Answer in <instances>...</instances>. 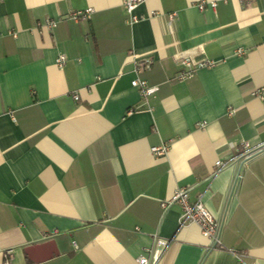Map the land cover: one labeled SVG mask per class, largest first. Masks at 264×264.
I'll return each mask as SVG.
<instances>
[{
    "label": "crops",
    "instance_id": "crops-1",
    "mask_svg": "<svg viewBox=\"0 0 264 264\" xmlns=\"http://www.w3.org/2000/svg\"><path fill=\"white\" fill-rule=\"evenodd\" d=\"M135 14L123 0H0V264H139L155 249V264H264V150L242 154L264 144V0ZM191 56L216 64L178 80ZM134 79L158 89L143 98ZM182 187L227 250L162 207Z\"/></svg>",
    "mask_w": 264,
    "mask_h": 264
},
{
    "label": "built area",
    "instance_id": "built-area-1",
    "mask_svg": "<svg viewBox=\"0 0 264 264\" xmlns=\"http://www.w3.org/2000/svg\"><path fill=\"white\" fill-rule=\"evenodd\" d=\"M145 1L147 0H123L124 11L128 15L130 22H136L137 20L140 19V17L137 14H135V9L139 4L144 3ZM210 5L212 8H215L217 4L216 2H211ZM198 7L202 10L205 9V3L204 2L198 3ZM92 12H93L92 8L82 10L81 12L74 11L69 15V17L75 21L87 20L90 18ZM174 15H175L174 13H171L169 15V19L172 20ZM56 26H57V21L53 19H47L44 23V27L49 29V31L53 30ZM66 58H67L66 55L62 53L57 57L56 63L59 66H63L66 62ZM180 63L182 64V66H184V68L178 71V75H177L178 80L188 79L192 77L198 69L203 67H212L216 64V62L212 59L206 57L196 59L193 58L192 56L183 58L180 61ZM131 84L134 87H138V89L140 90V95L143 98L152 95L158 89L157 86H149L145 80H141V79L138 80L134 79ZM252 95L258 97L261 100H264V89H257L252 93ZM77 97L78 95L74 93L73 98L78 99ZM200 127H204V124L201 123ZM242 148H243L242 154L247 158H249L263 151L264 144L258 147H252V145L249 142H243ZM166 151H167L166 145L155 146L151 148V152L157 155H164ZM227 163L228 162L219 159L216 161V166L218 167V170H220L225 165H227ZM240 178L241 175L237 174L233 188L235 185H237V182ZM161 204L162 207L165 209L170 207L172 204H178L181 207V216H179L180 226H187L192 224L197 225L200 228L202 235L209 239V241L211 242V246L213 248L218 250H227L222 240V229H224L223 223L220 220L213 217V215L205 207L201 199H198L196 201L190 200V189L188 187H182L176 189L173 192L172 196L168 200L163 201ZM161 242H162L161 245L165 247L166 243L164 241ZM162 251L163 249L160 250L155 249L152 252L153 260L151 262L149 261V259H147V257L141 256L138 259V263L155 264L158 258L160 257ZM5 264L8 263L6 262ZM252 264H258V263L253 262Z\"/></svg>",
    "mask_w": 264,
    "mask_h": 264
},
{
    "label": "water",
    "instance_id": "water-1",
    "mask_svg": "<svg viewBox=\"0 0 264 264\" xmlns=\"http://www.w3.org/2000/svg\"><path fill=\"white\" fill-rule=\"evenodd\" d=\"M255 156V155H254ZM241 159V158H240ZM240 159H237L236 160V168H235V171L237 172L238 171V169H239V167H240V164H241V160ZM236 186V185H235ZM235 186H234V188H233V190L235 189ZM229 192H230V190H229Z\"/></svg>",
    "mask_w": 264,
    "mask_h": 264
}]
</instances>
